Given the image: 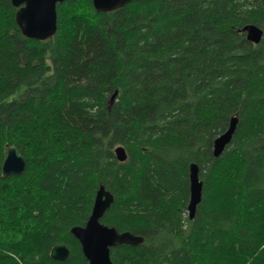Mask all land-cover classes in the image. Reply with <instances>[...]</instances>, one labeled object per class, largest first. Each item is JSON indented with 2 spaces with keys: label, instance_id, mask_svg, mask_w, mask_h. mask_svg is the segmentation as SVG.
Instances as JSON below:
<instances>
[{
  "label": "trees",
  "instance_id": "trees-1",
  "mask_svg": "<svg viewBox=\"0 0 264 264\" xmlns=\"http://www.w3.org/2000/svg\"><path fill=\"white\" fill-rule=\"evenodd\" d=\"M16 12L0 0V264H88L71 229L101 184L114 196L101 222L144 240L111 248L114 264H264V0L102 14L66 0L45 41L24 37ZM9 148L26 166L5 177ZM192 164L203 195L191 220Z\"/></svg>",
  "mask_w": 264,
  "mask_h": 264
},
{
  "label": "water",
  "instance_id": "water-1",
  "mask_svg": "<svg viewBox=\"0 0 264 264\" xmlns=\"http://www.w3.org/2000/svg\"><path fill=\"white\" fill-rule=\"evenodd\" d=\"M66 0H11L17 9L15 20L24 37L32 40L45 41L53 37L57 32V5ZM134 0H92L97 13L114 12ZM248 41L259 44L263 37V31L254 25L244 28ZM114 96L112 97V100ZM237 119H233L229 131L216 139L214 144V156H220L232 140L236 129ZM115 156L121 163L127 160V153L122 146L115 149ZM26 166L25 159L16 148H9L5 153L2 166V174H21ZM191 201L188 206L189 218L195 217L197 206L202 200V184L199 181L198 167L190 166ZM114 198L101 184L96 192L94 206L90 217L84 226H76L71 229V234L81 245L82 253L88 264H114L111 259V248L119 245L136 247L143 243V238L134 236L130 232H119L114 227L104 225L101 220L105 212L110 208ZM53 260L65 261L70 256V251L65 245L55 246L50 254Z\"/></svg>",
  "mask_w": 264,
  "mask_h": 264
},
{
  "label": "bare ground",
  "instance_id": "bare-ground-1",
  "mask_svg": "<svg viewBox=\"0 0 264 264\" xmlns=\"http://www.w3.org/2000/svg\"><path fill=\"white\" fill-rule=\"evenodd\" d=\"M233 119H237V118H232L231 119V122H232V120ZM231 122H230V126H229V128H228V130L224 133V134H226L228 131H229V129H230V127H231ZM237 122H238V120H237ZM237 122H236V127H237ZM235 131H236V129H235ZM235 131H234V133H235ZM234 133H233V135H234ZM224 134H222V135H224ZM221 135V136H222ZM233 135H232V137H233ZM220 137V136H219ZM218 137V138H219ZM217 138V139H218ZM216 141V140H215ZM214 144H215V142H214ZM214 149H215V147H214ZM214 153V152H213ZM193 165V164H192ZM194 165H196V164H194ZM3 166V165H2ZM197 166V165H196ZM198 167V166H197ZM190 169V168H189ZM198 173H199V168H198ZM189 181H190V170H189ZM199 181H200V179H199ZM200 183L202 184V190H203V183L200 181ZM105 187V186H104ZM202 195H203V193H202ZM113 196V195H112ZM113 198H114V196H113ZM190 201H191V189H190V200H189V205H190ZM188 205V206H189ZM94 206V205H93ZM188 214H189V212H188ZM69 250V249H68ZM70 251V250H69Z\"/></svg>",
  "mask_w": 264,
  "mask_h": 264
}]
</instances>
